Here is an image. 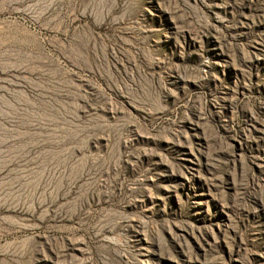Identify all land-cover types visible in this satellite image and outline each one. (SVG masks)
I'll use <instances>...</instances> for the list:
<instances>
[{
  "label": "rangeland",
  "instance_id": "rangeland-1",
  "mask_svg": "<svg viewBox=\"0 0 264 264\" xmlns=\"http://www.w3.org/2000/svg\"><path fill=\"white\" fill-rule=\"evenodd\" d=\"M0 264H264V0H0Z\"/></svg>",
  "mask_w": 264,
  "mask_h": 264
}]
</instances>
